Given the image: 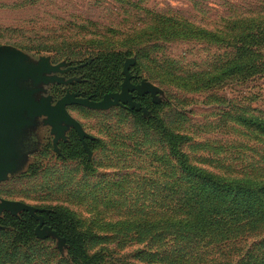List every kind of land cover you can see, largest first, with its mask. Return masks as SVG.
Here are the masks:
<instances>
[{
  "label": "rangeland",
  "instance_id": "1",
  "mask_svg": "<svg viewBox=\"0 0 264 264\" xmlns=\"http://www.w3.org/2000/svg\"><path fill=\"white\" fill-rule=\"evenodd\" d=\"M263 1L0 0V49L23 54L25 68L40 63L55 68L42 75L51 81L10 78L12 88L35 100L49 98L51 105L64 96L100 102L107 94H121L126 68L134 103L133 108L127 102L101 109L66 106L82 138L67 125L57 137L42 117L21 118L22 126L0 125V165L6 176L0 200L32 207L43 218L35 233L39 223L27 212L0 213V264H69L65 242L44 221L55 208L76 221L87 253L100 256V264H158L145 256V242L156 232L160 236L165 225L135 226L137 220L167 217L166 204H160L168 201L165 191L175 163L164 140L134 114L147 120L158 109L167 129L188 138L181 150L198 168L214 174L264 168V141L226 116L233 108L264 116V74L218 78L213 71L219 59L225 61L227 48L192 33L183 38L182 27L211 30L233 12L248 13ZM118 52L125 53L118 87L112 71L104 77L108 80L98 79L111 83L113 91L95 94L92 63ZM146 101L150 108L142 105ZM24 214L36 224L33 240L22 245L14 237ZM44 227L58 238L43 233Z\"/></svg>",
  "mask_w": 264,
  "mask_h": 264
},
{
  "label": "trees",
  "instance_id": "2",
  "mask_svg": "<svg viewBox=\"0 0 264 264\" xmlns=\"http://www.w3.org/2000/svg\"><path fill=\"white\" fill-rule=\"evenodd\" d=\"M182 27L183 38L192 33L199 41L227 48L225 61L219 59L213 71L218 78L244 79L264 74V1L261 7L248 13L233 12L211 30L188 23ZM157 30L162 33L165 29ZM124 58L125 53H108L92 63L89 77L97 81L95 94L113 91L111 83H99L98 79L108 80L104 77L112 71L117 72L118 87ZM142 105L150 108L149 101ZM151 113L152 117L147 120L138 113L134 118L164 140L175 163V176L165 191L168 201L160 204H166L167 217L162 222H136V228L165 225L160 236L156 232L145 242L149 243L145 256L155 258L158 264H264V168L233 174L227 171L214 174L198 168L189 163L181 150V144L188 138L167 129L158 116V109ZM226 116L251 138L264 141L262 114L233 108ZM177 182L182 183L181 188H176ZM44 221L64 240L69 264H100V256L87 253L85 236L64 210L53 209ZM16 224L19 225L14 242L24 245L32 241L35 221L24 214L23 221ZM165 229L170 234H165Z\"/></svg>",
  "mask_w": 264,
  "mask_h": 264
},
{
  "label": "water",
  "instance_id": "3",
  "mask_svg": "<svg viewBox=\"0 0 264 264\" xmlns=\"http://www.w3.org/2000/svg\"><path fill=\"white\" fill-rule=\"evenodd\" d=\"M24 56L15 50H1L0 49V125L1 126H22L24 123L21 118H34L42 117L45 121V125L51 128L52 133H56L59 137L63 133L64 127L70 126L78 134L80 138L83 137V133L79 124L72 119L65 110L66 106L70 105H82L92 109L107 108L111 104H117L119 102H127L131 108L134 103L131 101V96L128 91L132 89L129 85V76L126 68H124L123 74H125L124 84L121 86V94L114 93L105 95L100 102H93L86 98H78L74 96H64L54 105H51L49 98H41L35 100L33 97L28 96L24 92H20L12 88L9 84L10 78L32 79L39 82L51 81L49 78L42 77L43 74L54 72L55 68L47 67L40 63L36 67L25 68L21 65ZM5 167L0 165V181L6 178L2 172ZM8 212L14 214L15 211L27 212L36 221H38V228L35 233L43 225L42 216H37V210L26 206L20 202L0 200V213ZM43 233H55L50 229L44 227ZM57 237V236H56ZM58 238V237H57ZM61 243L64 240L58 238Z\"/></svg>",
  "mask_w": 264,
  "mask_h": 264
}]
</instances>
